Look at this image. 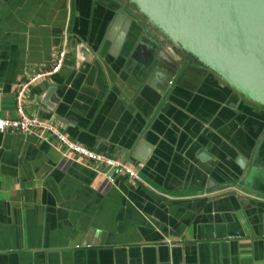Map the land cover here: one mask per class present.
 Here are the masks:
<instances>
[{
  "label": "crops",
  "instance_id": "obj_1",
  "mask_svg": "<svg viewBox=\"0 0 264 264\" xmlns=\"http://www.w3.org/2000/svg\"><path fill=\"white\" fill-rule=\"evenodd\" d=\"M119 2L0 0V117L16 116L19 83L53 63L66 31L62 67L29 88L25 112L76 118L57 126L112 156L141 136L153 146L134 181L63 157L53 136L0 132V264H264V181H230L218 166L233 144L247 152L263 107L222 95L191 59L177 71L155 59L145 80L148 47H136ZM75 40L96 46L95 60L75 65ZM53 83L49 110L40 98ZM200 145L216 156L212 171L194 156ZM130 151L120 158L133 164Z\"/></svg>",
  "mask_w": 264,
  "mask_h": 264
},
{
  "label": "water",
  "instance_id": "obj_2",
  "mask_svg": "<svg viewBox=\"0 0 264 264\" xmlns=\"http://www.w3.org/2000/svg\"><path fill=\"white\" fill-rule=\"evenodd\" d=\"M75 1L82 3L84 0ZM88 1L95 5L100 0ZM126 5L135 10L143 23L128 14ZM119 6L120 13L129 15V22L134 21L136 47H148L150 60L142 69L145 80L154 69L155 59L168 61L177 71L181 61L194 58L195 61L191 59L193 64L188 62L191 67L204 71L207 80L214 83L222 95L226 96L227 91L264 109V0H126V4L119 2ZM97 54L96 46L75 40V65L93 61ZM55 88L53 83L42 89L40 101L49 110H54L58 103L52 96ZM170 93L171 90L166 100ZM59 119L65 123L77 122L72 116ZM58 120L54 122L56 125ZM251 140L247 152L233 144L237 155L228 157L227 163L218 164L230 174V181L243 179L246 184L264 181V160L257 162L264 148V117ZM118 149L121 155L115 154L117 157H125L131 149L130 158L137 165L145 163L153 146L141 136L134 146L128 143ZM194 156L212 171L206 163L215 160L216 156L204 145L195 149ZM208 182L211 187L218 185L211 175ZM224 195H232V191L214 197Z\"/></svg>",
  "mask_w": 264,
  "mask_h": 264
},
{
  "label": "built area",
  "instance_id": "obj_3",
  "mask_svg": "<svg viewBox=\"0 0 264 264\" xmlns=\"http://www.w3.org/2000/svg\"><path fill=\"white\" fill-rule=\"evenodd\" d=\"M67 47L68 39L65 31L53 63L40 66L37 70H30L24 80L19 83L15 93L16 116L0 117V132L20 131L22 133L34 134L43 140H46L48 136H53L61 146L60 151L63 157L69 158L77 163L90 161L102 166L104 171L111 170L113 173L124 174L131 180L142 181L141 177L138 175V170L142 167L141 163L133 165L120 157L88 148L72 140L55 123L39 118L38 116L28 115L25 112L24 98L26 92L42 78L48 77L60 70L66 58Z\"/></svg>",
  "mask_w": 264,
  "mask_h": 264
},
{
  "label": "trees",
  "instance_id": "obj_4",
  "mask_svg": "<svg viewBox=\"0 0 264 264\" xmlns=\"http://www.w3.org/2000/svg\"><path fill=\"white\" fill-rule=\"evenodd\" d=\"M191 59L195 61V59H194V58H191Z\"/></svg>",
  "mask_w": 264,
  "mask_h": 264
}]
</instances>
